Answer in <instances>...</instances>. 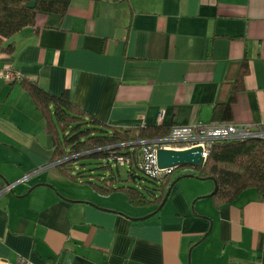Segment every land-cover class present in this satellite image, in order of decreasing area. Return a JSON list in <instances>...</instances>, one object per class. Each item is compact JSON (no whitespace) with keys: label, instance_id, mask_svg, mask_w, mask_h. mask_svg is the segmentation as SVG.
<instances>
[{"label":"crops","instance_id":"obj_1","mask_svg":"<svg viewBox=\"0 0 264 264\" xmlns=\"http://www.w3.org/2000/svg\"><path fill=\"white\" fill-rule=\"evenodd\" d=\"M5 42L14 50H0V69L11 64L51 94L67 91L109 125L264 127V0H71L65 14L39 12ZM225 102L229 118L214 120L213 107ZM52 150L27 92L0 77V258L264 264V200L255 189L216 208L211 179L197 191L181 177L163 207L142 218L155 205L63 177Z\"/></svg>","mask_w":264,"mask_h":264},{"label":"trees","instance_id":"obj_2","mask_svg":"<svg viewBox=\"0 0 264 264\" xmlns=\"http://www.w3.org/2000/svg\"><path fill=\"white\" fill-rule=\"evenodd\" d=\"M71 0H0V50L12 53V42H5L26 26L34 25L39 12L63 15ZM34 2V6L29 3ZM6 43V44H5ZM245 70L238 74L233 93L241 89V80ZM18 82L27 92L35 109L45 121V129L52 138L51 162L58 172L70 180L87 183L92 190L102 196L113 192L125 194L126 200L133 206L156 207L162 201L171 182L177 176L186 173L199 179H214L216 191L208 196L218 208L229 204L247 189H255L259 200H264V140L244 139L214 142L201 167L181 170L191 165L174 167L156 183L154 191L145 194L139 188L126 184L130 181L133 167H128L126 178H121L118 170L113 172L108 160L109 155H133L139 151V144L134 141L147 140L164 136L169 128L156 126L120 127L98 120L94 115L73 103L67 91L55 95L41 87L36 80L23 77ZM229 102L216 103L212 110L214 120L229 118ZM105 159L98 163L99 168L108 169L101 177L98 174H84L79 167V160L84 158ZM117 165V164H116ZM173 174H175L173 176ZM85 177V178H84ZM94 177L97 182L90 180ZM151 179V178H150ZM153 181L155 179H152ZM157 181V180H155ZM213 181V180H212ZM6 181L0 174V191ZM123 183V184H122Z\"/></svg>","mask_w":264,"mask_h":264},{"label":"built area","instance_id":"obj_3","mask_svg":"<svg viewBox=\"0 0 264 264\" xmlns=\"http://www.w3.org/2000/svg\"><path fill=\"white\" fill-rule=\"evenodd\" d=\"M0 77L7 82L19 80L21 75L11 64L0 69ZM161 120V114L158 121ZM244 139H263L264 127L258 124L237 123H202L196 122L185 126H173L164 136L134 141L139 144V151L133 155H109L108 160L115 164H125L140 170L145 176L161 180L171 168H160L157 165L158 149L183 150L193 146L201 147V155L206 160L214 142ZM0 264H35L28 258L18 255L13 261L0 258ZM57 264V263H53Z\"/></svg>","mask_w":264,"mask_h":264},{"label":"rangeland","instance_id":"obj_4","mask_svg":"<svg viewBox=\"0 0 264 264\" xmlns=\"http://www.w3.org/2000/svg\"><path fill=\"white\" fill-rule=\"evenodd\" d=\"M102 162H105V159L102 161V159H96V158H90V157H88V158L80 159L79 160V163H78L79 164V167L76 166L75 168H76V171L81 170L86 175H89V174H98L101 177H103L105 175V172L104 171L110 172V170H109V168L106 169V170L99 168L98 167L99 166L98 163H102ZM109 164H110V167H111V169H112L113 172H116L117 169H119L124 174L123 176L125 178H126L127 172L130 173L128 166L125 165V164H117L116 165L114 162H110ZM192 167L193 166H191V167H184V169L181 168V170H191ZM130 174L135 175V176H138V178L137 179H133L132 176H131L130 177V181L127 182L126 184L132 185V186H135V187L139 188L145 194H147L150 190L151 191H154L155 190V187H156V183H159L158 180L157 181H155V180L153 181L149 177L145 176L138 169H135V170L131 171ZM186 174H188V173H186ZM90 180H93L94 182H97V180L94 177H92ZM180 180H187L188 182L191 183L192 187L194 189H196L197 191H202L201 190L202 188L199 187V186H195V185L200 184V183H202L204 181H208V180H205V179L202 180V179H199V178H196V177H183ZM85 184H87V183H85ZM250 190L251 191H254L253 189H250ZM193 201H194V199H192V202ZM150 211H152V210L150 209ZM2 259H4V258H2ZM4 260H7V259H4Z\"/></svg>","mask_w":264,"mask_h":264},{"label":"water","instance_id":"obj_5","mask_svg":"<svg viewBox=\"0 0 264 264\" xmlns=\"http://www.w3.org/2000/svg\"><path fill=\"white\" fill-rule=\"evenodd\" d=\"M30 6H34V2H30L29 3ZM205 160L203 159L202 155H201V147L200 146H193L187 149H183V150H174V149H158L157 150V165L160 168H168V167H177L180 165H191L193 167H201L204 164ZM133 179H137L138 176L135 175H131ZM185 176H192L195 177V175L193 174H185L181 177H185ZM180 176H177L170 184V186L168 187L162 201L160 202V204L155 208V210H153L152 212H150L149 214H147L146 216L142 217V218H147L153 214H155L156 212H158L163 205L165 204L168 195L172 189V186L181 178ZM213 180L214 183V188L212 190V192L210 194H208V196L212 195L215 191H216V182ZM7 184V182H6ZM135 219H140V218H135Z\"/></svg>","mask_w":264,"mask_h":264},{"label":"bare ground","instance_id":"obj_6","mask_svg":"<svg viewBox=\"0 0 264 264\" xmlns=\"http://www.w3.org/2000/svg\"><path fill=\"white\" fill-rule=\"evenodd\" d=\"M225 123H228V122H225ZM168 168H171V169H173L174 167H168ZM168 199V198H167ZM167 201V200H166ZM33 262V261H32Z\"/></svg>","mask_w":264,"mask_h":264}]
</instances>
